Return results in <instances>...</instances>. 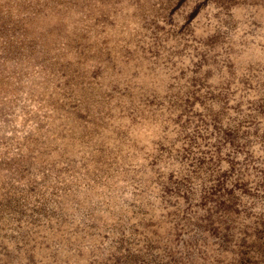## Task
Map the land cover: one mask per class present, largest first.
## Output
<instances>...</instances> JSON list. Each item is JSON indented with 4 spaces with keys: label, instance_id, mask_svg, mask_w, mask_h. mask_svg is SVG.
Returning <instances> with one entry per match:
<instances>
[{
    "label": "trees",
    "instance_id": "16d2710c",
    "mask_svg": "<svg viewBox=\"0 0 264 264\" xmlns=\"http://www.w3.org/2000/svg\"><path fill=\"white\" fill-rule=\"evenodd\" d=\"M50 1L0 0L3 76L11 58L32 45L30 22ZM96 1L69 4L115 28L112 37L128 33L130 49L119 58L125 67L113 64L127 73L124 88L117 82L98 106L90 135L101 137L113 117H128L116 130L126 169L100 191L102 204H30L39 183L12 181L15 158L4 156L0 264H264L262 128L255 140L264 93L248 113L242 100L233 102L248 88L233 65L239 0ZM85 209L108 211L117 224L105 226V218L70 226Z\"/></svg>",
    "mask_w": 264,
    "mask_h": 264
},
{
    "label": "rangeland",
    "instance_id": "374dc122",
    "mask_svg": "<svg viewBox=\"0 0 264 264\" xmlns=\"http://www.w3.org/2000/svg\"><path fill=\"white\" fill-rule=\"evenodd\" d=\"M109 5L107 0L102 4ZM232 14L238 22L233 65L241 68L238 73H245L248 81L247 90H237L233 102L242 100L248 113L264 93V0H239ZM30 24L27 32L34 39L32 45L11 58L4 76L0 71V196L2 180L8 177L1 160L9 156L15 158L11 172L17 169L11 173L12 181L27 187L33 181L39 183V191L27 195L30 204L53 198L64 204H102L100 191L106 194L107 182L126 169L122 153L116 152V130L129 118L113 117L101 137H91L90 132L99 117L98 106L108 101L117 82L124 88L127 73L113 64L126 66L119 58L130 49L128 33L112 37L115 28L101 20L91 21L69 0H51ZM200 27L204 32L211 30L203 18ZM221 69L224 77L227 68ZM217 77L215 72L211 78ZM118 93H113L115 98L122 92ZM258 121L255 140L264 130V116ZM257 151L264 157V151ZM24 167L30 171L20 169ZM91 211L77 212L70 226H92V220L102 223L105 218V226L117 224V216L110 212Z\"/></svg>",
    "mask_w": 264,
    "mask_h": 264
}]
</instances>
